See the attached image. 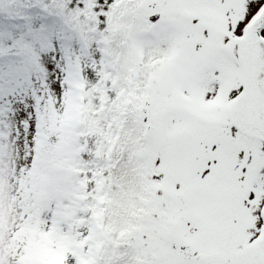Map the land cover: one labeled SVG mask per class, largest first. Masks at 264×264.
<instances>
[{"label": "snow or ice", "instance_id": "6c2138e0", "mask_svg": "<svg viewBox=\"0 0 264 264\" xmlns=\"http://www.w3.org/2000/svg\"><path fill=\"white\" fill-rule=\"evenodd\" d=\"M0 264H264V0H0Z\"/></svg>", "mask_w": 264, "mask_h": 264}]
</instances>
